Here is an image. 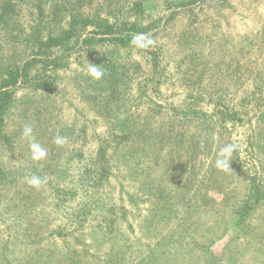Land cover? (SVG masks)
Here are the masks:
<instances>
[{
    "label": "rangeland",
    "instance_id": "obj_1",
    "mask_svg": "<svg viewBox=\"0 0 264 264\" xmlns=\"http://www.w3.org/2000/svg\"><path fill=\"white\" fill-rule=\"evenodd\" d=\"M18 74L0 264H264V0H0Z\"/></svg>",
    "mask_w": 264,
    "mask_h": 264
},
{
    "label": "clouds",
    "instance_id": "obj_2",
    "mask_svg": "<svg viewBox=\"0 0 264 264\" xmlns=\"http://www.w3.org/2000/svg\"><path fill=\"white\" fill-rule=\"evenodd\" d=\"M133 43L137 47L146 48L152 44V40L149 37L145 36L144 34H139L133 38ZM91 73L96 78H100L103 75V72L95 66L91 69ZM23 135L26 138L30 139V147H31L33 159L39 160L46 155V150L43 147H41L39 143H36L34 139L32 138V127L31 126L26 125L24 127ZM63 142H64V138L62 137H57L55 139V143H57L58 145L62 144ZM231 150L232 149L230 146L221 150L220 156L222 158L217 160L218 167L225 168V169L228 167V155H230ZM29 183L33 186H37L41 183V180L39 177L33 176L29 180Z\"/></svg>",
    "mask_w": 264,
    "mask_h": 264
},
{
    "label": "trees",
    "instance_id": "obj_3",
    "mask_svg": "<svg viewBox=\"0 0 264 264\" xmlns=\"http://www.w3.org/2000/svg\"><path fill=\"white\" fill-rule=\"evenodd\" d=\"M19 74L11 78L9 82L0 88V122L2 114L6 111L8 104L13 99V92L9 89L11 86H16L18 83Z\"/></svg>",
    "mask_w": 264,
    "mask_h": 264
}]
</instances>
